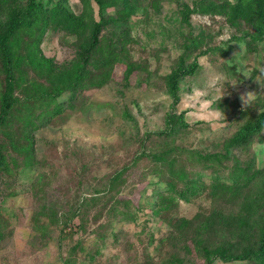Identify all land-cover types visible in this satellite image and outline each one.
I'll return each instance as SVG.
<instances>
[{
  "label": "rangeland",
  "instance_id": "rangeland-1",
  "mask_svg": "<svg viewBox=\"0 0 264 264\" xmlns=\"http://www.w3.org/2000/svg\"><path fill=\"white\" fill-rule=\"evenodd\" d=\"M224 1L129 0L127 20L102 31L130 28L101 85L31 126L29 154L17 121L0 126V149L14 159L0 174V264H264V126L229 142L264 110V33L250 0L228 1L254 13L204 10ZM90 2L68 0L75 14L92 8L98 18ZM76 33L47 29L40 53L64 64ZM193 62L172 93L169 76ZM237 166L248 178L240 188ZM155 186L171 196L169 209L154 211Z\"/></svg>",
  "mask_w": 264,
  "mask_h": 264
},
{
  "label": "trees",
  "instance_id": "trees-1",
  "mask_svg": "<svg viewBox=\"0 0 264 264\" xmlns=\"http://www.w3.org/2000/svg\"><path fill=\"white\" fill-rule=\"evenodd\" d=\"M93 1L98 7V18L93 16L92 8L87 15L75 14L70 9L68 0H26L25 2L0 0V15L5 16L4 19H0V126L14 121L19 123V128L22 127V142H24L20 144V149L27 154L32 149L27 130L31 126L33 129L51 121L66 108H74L78 93L86 87L101 85L107 77V66L124 51V44L129 39V35L126 34L130 28L124 24L119 30L115 25L127 20L135 9L134 5L129 0H121V5L118 0ZM250 1L256 13L252 25L257 30V34H262L264 33V0ZM82 2L86 7L92 6L90 0H82ZM226 5L232 7L236 14L254 13L253 9L234 6L228 0L223 3L210 2L204 10L219 11ZM110 6L116 7L117 10L108 13L106 8ZM113 24H115L113 28L103 35L102 31ZM53 27L76 30L78 37L82 36L74 58L64 64L58 65L52 58L40 53L39 41L44 32ZM23 34L30 39L21 41ZM23 65L28 66L34 74L28 75ZM196 65L197 63L193 62L180 63L177 66L168 80L172 93L177 89L178 81L185 74H192ZM128 72L124 77L128 76ZM19 90H23L21 96L18 95ZM262 126H264V110L259 112L253 121L244 123L229 142L234 144L247 142L249 136ZM9 138L10 134L6 139ZM14 141L19 142L17 139ZM14 144L13 146H17ZM155 158L164 159L157 154ZM10 160L14 159L9 157ZM9 161L0 149V174L8 170ZM243 172L241 167L237 166L234 169L235 184L240 185L239 188L248 182ZM119 179L120 170L111 176V185ZM171 189V186L167 187V190ZM160 192L158 186L152 191V194L160 196L155 212L167 210L171 205V196ZM179 195L184 197L183 190ZM74 215L72 213L69 218ZM258 253L264 254V230L259 237ZM219 256L223 260L242 257L224 253H220Z\"/></svg>",
  "mask_w": 264,
  "mask_h": 264
}]
</instances>
